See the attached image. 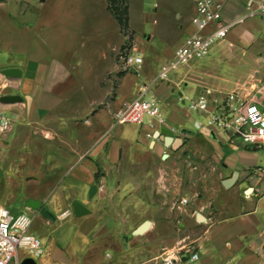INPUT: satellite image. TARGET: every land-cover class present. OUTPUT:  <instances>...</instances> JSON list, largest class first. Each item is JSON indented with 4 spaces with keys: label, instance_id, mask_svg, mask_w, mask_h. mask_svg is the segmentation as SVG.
<instances>
[{
    "label": "crops",
    "instance_id": "1",
    "mask_svg": "<svg viewBox=\"0 0 264 264\" xmlns=\"http://www.w3.org/2000/svg\"><path fill=\"white\" fill-rule=\"evenodd\" d=\"M48 1L0 0V70L16 68L21 71L17 78L0 77V86H11L0 94V112L7 113L11 122L9 130L5 132L7 141L2 142L4 153L15 151L21 154L29 149L32 152L30 157L18 154L13 161H57L53 169H62L55 183L47 186L48 191L37 188L30 198L40 202V208H46L49 214V217H45L39 210H29L33 216L31 233L34 234L32 230L38 222L39 225H48L56 219L74 216L84 235L100 241L104 247L112 248L109 234L118 227L111 214L142 213L147 216L143 222H151L149 229L141 236L126 241L124 257L117 252L113 261L101 264H133L134 258L139 255L143 260H148L149 256L152 260L162 257L169 260L166 255L187 245L191 247L190 252L198 253V259L194 260L197 264H264V168L260 166L263 161H232L227 157L223 161L216 158L208 161L213 153L207 149L212 155H204L197 146L200 139L194 135L214 138L221 145L235 150L236 141H230L225 133L204 127L193 118H190V123L195 124L199 132L178 129L183 120L179 116L178 103L184 102V97H193L198 89L205 87L216 92L224 91L200 83L185 82L184 88L176 93V87L180 88L181 76L153 83V91L162 102L164 121L158 123L149 118L148 123L139 124L148 137L147 147L156 150V156H160L165 147L187 150V156L192 160L178 161L186 162V167L183 173L180 170L172 187L167 184L166 171L159 167L157 161H132L137 160L136 148L142 146L137 135L129 137L124 131H119L115 136L110 134L113 113L124 102L132 100L143 83L153 81L161 66L170 60L163 63L156 73L148 66L144 67V63L138 67V72L128 68L120 77L116 76L118 81L114 88L111 79L102 88L99 81L105 72H118L114 65L96 81L104 96L88 111L82 114L72 111L65 116L60 105L68 98V91L55 89L69 82L67 75L61 76L65 69L61 63L47 65L38 52L37 10L38 6ZM221 1L220 17L223 22H233L244 14L243 0ZM105 3L107 6L106 0ZM233 5L238 7L235 13L230 10ZM191 9L192 21L194 0ZM178 16L181 17V14ZM254 17L257 16L241 21ZM250 42L249 38L245 40L247 44ZM39 44L41 50L46 45L42 41ZM190 69L194 73L199 70L191 66ZM257 75L258 71L250 80L262 83L264 77ZM7 96L17 98H3ZM107 96L111 97L107 105L96 109V105L101 104ZM87 115V123L85 120L81 122L80 118L84 119ZM164 128L173 131L169 144L166 143V135H158ZM148 133H152V136H148ZM183 133L187 134L189 140L184 139ZM176 138L180 141L179 145ZM191 141L192 148H189ZM39 149L48 150L49 157H39ZM34 153L36 155L33 157ZM3 161H6V156ZM256 168L262 169V172H254ZM235 173L236 181L225 186L224 182L233 178ZM42 181L45 180L39 179L37 183ZM100 181L105 186L103 191L97 188ZM183 198L188 202L180 203ZM74 201L85 207L83 215H75ZM24 207L26 210V202ZM63 213L66 215L62 216Z\"/></svg>",
    "mask_w": 264,
    "mask_h": 264
},
{
    "label": "rangeland",
    "instance_id": "2",
    "mask_svg": "<svg viewBox=\"0 0 264 264\" xmlns=\"http://www.w3.org/2000/svg\"><path fill=\"white\" fill-rule=\"evenodd\" d=\"M127 2L129 27L125 33L121 32L117 21L107 9L105 0H49L45 5L38 6L39 55L47 65L61 63L65 69L61 76L67 75L69 79L65 86L55 88L68 91V98L60 105L65 116L72 111L78 114L88 111L104 96V91L98 89L96 81L105 70L112 69L115 65L118 72L107 70L99 81V85L104 88L110 82L108 79H111L114 88L118 81L116 76L120 77V74L128 69L124 57L129 52L141 53L144 67L148 66L156 73L163 63L172 59L176 47L182 44L195 29L190 20L193 0H127ZM237 9L238 7L233 5L230 10L235 13ZM178 14H181V17ZM247 38L251 40L249 44L245 43ZM41 41L46 44L42 50L39 44ZM190 66L199 68L197 73H194ZM256 71H258L257 77H264V18L260 17L248 18L235 24L225 40L213 46L209 55L180 66L170 74V79L181 76L180 88L176 87V93L184 88L185 82L200 83L225 92L250 82V77ZM139 73L143 76L142 71ZM10 88L11 86L7 85L0 86V94ZM153 89L154 87L152 91ZM188 91L186 87L187 94ZM201 91V88L198 89L196 94ZM110 99V96L104 97L101 104L96 105V109L103 108ZM160 106L163 113L161 101ZM178 107L179 116L183 119L178 126L179 130L199 132L196 125L190 123V118L199 120L205 127L206 117L200 112L190 110L187 101H180ZM5 114L9 117L7 113ZM88 118L87 115L84 119L80 118V121L85 120L87 123ZM144 122L148 123L149 118L145 117ZM119 131H124L129 137L137 135L142 144L140 149L136 148L137 160L132 161H157L159 167L166 171L167 184L172 187L176 176L179 177L180 170L183 173L186 167V162L182 164L178 161H192L187 156L188 151L179 148L165 147L161 155L156 156V150L147 147L148 137L140 129L139 124L117 125L110 130V134L115 136ZM5 132L0 133V168L3 171L0 176V205L16 215L25 210L23 209L25 202L31 198L37 188L44 192L48 191L47 186L55 183L62 169L60 170L59 167L57 171L53 169L57 161L35 159L13 161L20 152L4 153L2 142L7 141ZM182 135L184 139L189 140L186 133ZM203 136L194 135L195 138L200 139L197 146L202 149L204 155L213 153L208 161H212L213 158L223 161L225 157L232 161H263L260 166L264 168V147L258 149L246 147L236 139L235 150L221 145L214 138L206 137V139ZM179 142L176 138L177 145L180 144ZM191 143L192 141L189 148H192ZM21 154L30 157L32 152L26 149ZM38 154L39 157H49L48 150L39 149ZM35 155L34 153L33 157ZM5 156L6 161H3ZM58 172L60 174H57ZM39 179L45 181L37 183ZM111 216L118 227L109 234L108 239L113 243L112 248L104 247L100 241H94L84 235L74 216L56 219L48 225L36 223L32 231L40 238L44 252L35 261L37 264H101L113 261L117 252L124 257L127 246L124 237L127 236L128 241L132 237L141 236L132 235V230L136 229L147 216H143L142 213L124 215L112 213ZM190 250L189 245L182 250L176 248L174 252L166 255L169 257V264H197V261L189 260ZM148 252L149 250L146 254ZM148 258L144 261L139 255L134 258L133 264H160L163 261V258L159 260H152L151 256Z\"/></svg>",
    "mask_w": 264,
    "mask_h": 264
},
{
    "label": "built area",
    "instance_id": "3",
    "mask_svg": "<svg viewBox=\"0 0 264 264\" xmlns=\"http://www.w3.org/2000/svg\"><path fill=\"white\" fill-rule=\"evenodd\" d=\"M243 5L244 14L227 23L220 17L221 0H194L192 24L195 31L177 47L172 60L161 66L156 78L143 83L138 94L113 113L111 129L125 123H143L145 117L163 123L160 100L152 91L153 83L169 81L170 74L180 66L209 55L213 46L225 40L229 30L237 22L251 16H264V0H243ZM143 61L139 52H129L124 57L126 67L133 68L136 72ZM186 101L190 110L206 117L207 128L225 133L230 141L239 139L246 147H264V84L259 81L250 80L226 92H216L205 87L196 96L184 97V102ZM153 125L152 123L151 127ZM10 126L9 117L0 112V133L7 131ZM148 136L151 137L152 133H148ZM254 172H262V169L256 168ZM97 188L103 191L104 183L100 181ZM187 202L184 198L180 200L183 204ZM65 215L66 213L62 214ZM32 221L29 209L13 215L5 206L0 205V264H20L27 257L36 259L43 254L40 238L30 231ZM196 259L198 253L191 251L189 260ZM163 260V264H167L168 259Z\"/></svg>",
    "mask_w": 264,
    "mask_h": 264
},
{
    "label": "water",
    "instance_id": "4",
    "mask_svg": "<svg viewBox=\"0 0 264 264\" xmlns=\"http://www.w3.org/2000/svg\"><path fill=\"white\" fill-rule=\"evenodd\" d=\"M0 75L5 76L6 78L10 79V78H17L21 75V71L19 69L16 68H8V69H2L0 70ZM9 100H13L16 99V96H7V97H3ZM160 134H164L166 135V143L169 144L172 141V136H173V131L171 129H161L158 132V135ZM3 171L0 168V176L2 175ZM237 179V173L234 174L233 178L226 180L224 182L225 186H229L231 184H233ZM93 189H95V187H93ZM41 203L32 199H29L26 201V208L31 210V211H37L39 210V213L45 217H49V214L46 210V208L41 207ZM74 213L76 216H81L85 213V207L79 203L78 201H74ZM151 222L149 220H145L144 222H142L136 229H134L132 231V235H142L143 233H145L149 227H150ZM127 236L124 237V239L127 241ZM20 264H37V262L35 261V259L31 258V257H27L25 259H23L21 261Z\"/></svg>",
    "mask_w": 264,
    "mask_h": 264
},
{
    "label": "trees",
    "instance_id": "5",
    "mask_svg": "<svg viewBox=\"0 0 264 264\" xmlns=\"http://www.w3.org/2000/svg\"><path fill=\"white\" fill-rule=\"evenodd\" d=\"M107 9L117 21L121 32L125 33L129 27L127 0H106Z\"/></svg>",
    "mask_w": 264,
    "mask_h": 264
},
{
    "label": "bare ground",
    "instance_id": "6",
    "mask_svg": "<svg viewBox=\"0 0 264 264\" xmlns=\"http://www.w3.org/2000/svg\"><path fill=\"white\" fill-rule=\"evenodd\" d=\"M166 157V156H165Z\"/></svg>",
    "mask_w": 264,
    "mask_h": 264
}]
</instances>
